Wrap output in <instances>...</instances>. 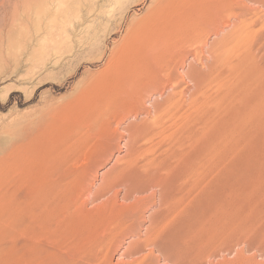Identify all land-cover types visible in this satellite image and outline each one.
<instances>
[{"label": "rangeland", "instance_id": "1", "mask_svg": "<svg viewBox=\"0 0 264 264\" xmlns=\"http://www.w3.org/2000/svg\"><path fill=\"white\" fill-rule=\"evenodd\" d=\"M162 1L168 26L196 39L143 53L139 27ZM237 27L252 38L233 48ZM263 76L264 0H0V264H48L26 252L37 234L57 247L50 264L90 247L95 264H264V115L254 110ZM172 95V111L195 120L200 107L195 124L212 118L220 140L206 161L194 142V168L172 177L174 189L127 198L116 182L135 171L184 169L173 135L182 119L141 136ZM235 157L239 180L214 182L217 163ZM52 174L64 184L60 206L39 213L47 229L22 234L29 218L16 224L15 201Z\"/></svg>", "mask_w": 264, "mask_h": 264}, {"label": "bare ground", "instance_id": "2", "mask_svg": "<svg viewBox=\"0 0 264 264\" xmlns=\"http://www.w3.org/2000/svg\"><path fill=\"white\" fill-rule=\"evenodd\" d=\"M252 1H255V0H252ZM165 6L166 5H163V1L160 2L158 4L157 8L154 9L152 14L149 16L148 21L144 22L143 25H141L139 27L138 33L140 32L141 34L145 35V40L140 45L143 53H144V51H147L148 49H151V50L158 49V44H160V43H163V45H166L168 47H171V46L173 47L175 45L177 46L179 43L184 45V44L192 41L193 39H196L195 37L191 36L190 34L185 35V33H184V28H185L184 26L185 25L178 26L176 29L174 28V30L170 26H168V24H170V23H168L167 19H169V18L167 17L166 22H165V19H164L165 14L163 16V11H164V9H166ZM240 27L239 28L237 27L238 29H235L234 38H233V43L234 42L235 43L232 46L233 48H235L236 46L239 47L243 44L244 45L248 44V41H250L252 38V35L250 34V32H248V31L245 32ZM195 31H197V29H195ZM173 42H174V45L172 44ZM246 54H247L246 56L248 59L247 58H246L247 60L245 59V63H247L249 58L252 57V59H253V54H252L250 49H248ZM167 59H168V57H164V58L161 57L160 61H162V60L164 61ZM155 60H156V58L153 59L151 62L147 61L146 64L147 65H148V63L153 64L154 62H156ZM249 62L250 61H248V63ZM245 67H246V65H245ZM142 70H140V71H142ZM150 74H151V77H155V74H156L155 70L153 72H151ZM200 80H202V79H200ZM206 81H207V79H206ZM150 83L151 82H147L145 84L144 90H147L148 88H150V87H148V84H150ZM197 83L200 84V86H201L202 84H205L206 82H199L198 81ZM260 83H261L262 87H264V76L260 78ZM196 101H197V99H196ZM259 101L261 103L263 102V104L262 105L259 104L258 107L254 110H255V112L259 113L258 116H262V115H264V95L259 98ZM177 102L178 101H176V99L172 95L164 103L159 104V105L157 104V106L155 105L156 106L154 109L155 110V117H156V118H154L155 119V122H154L155 125L150 127L147 131L144 130L146 132L141 133V136L147 135L149 133V131L153 132L155 128L159 129L160 127H162L164 119H166V117H168L171 120H174L173 124H176V120L182 119V125L180 126V129H176L173 132V135L176 133H180V135L182 136V137L179 136L180 140L178 142L180 144V146H179L180 151H179L178 155L180 156V161L183 162L182 167H184V169L182 170V172H180L178 174H176V168H178V166H176L175 169H172L171 171H167V172H163L162 169H160V166H155L151 169H146L142 172L141 171H135L130 176L131 178L129 177L126 179L118 180L116 182V185H120V186H123L125 188V193H126L127 198L130 197L132 194H137V193L139 194L140 192L147 190L148 187L162 188L165 185L170 184L169 187L171 189H174L175 181H173V180L170 181L172 179V177L175 176L174 179H177V178L180 179L181 174H186V173L188 174V173L192 172V169L194 168L193 167V162H194L193 161V154H194L193 145H194V142L196 140L202 142L201 143L202 146L199 148V150H201L200 154L203 153V155L200 156V160H204V161H206L205 158H206V156H208L207 155L208 153L207 154H205V153L210 151V145L213 142H216V144H217L216 140L218 138V134H215L213 137L210 136L211 130L209 128L210 127L209 125L212 122V118L211 119L205 118L203 121H201L200 124L196 125L195 120L197 119V116L200 115L199 112L201 111V113H202L203 110H201L200 107H197V109L200 111L197 112V110H196L197 115H196V118L194 120L192 118L193 116H191V114H189V115L188 114L187 115L186 114H179L178 111H172L174 106L177 104ZM214 102H216V101H214ZM261 119H262V117H261ZM151 125H153V124H151ZM209 136L211 139L209 138ZM207 160L211 161L210 159H207ZM233 160H231L228 165L226 164L222 168H221V164H220L221 162L217 163L219 168H218L217 173L212 177V179H214V182L222 181L223 180L222 178H226V179L228 178V180H234L235 182L239 180V172L240 171L237 170L238 169V167H237L238 160L236 157ZM143 168H141V169H143ZM145 168H148V167H145ZM57 180L53 179V174H52V178L50 180H47V185L44 184L45 182L37 183V182L30 181L27 183V186H26L27 190L23 194L22 198L18 202L15 201L16 206L13 208V211L12 210L11 211L16 214V217H15L16 224H17L16 219L18 218V216H20V219H24V218L28 219L29 218L28 225H27L28 227L21 229L22 234L25 233V231L29 233L32 228L33 229L39 228L41 230L48 228V226H46L47 223L44 220L43 215H39V213L43 212L45 214V213L49 212L51 208H58L60 206L59 199L63 195L61 191L64 189V187H63L64 184L62 183V181L60 182ZM179 183H180V181H179ZM217 183H219V182H217ZM220 187L226 188V186L222 185V184ZM215 192H217V194L214 197H212V199H215V200L220 199L221 192H218V191H215ZM92 196L96 200L99 199V194L97 192L95 194H93ZM73 197H75V196H73ZM77 199H78V197H77ZM228 207H231V206H228ZM64 212H65V209H64ZM63 216H64V214H63ZM64 219H67V217H65ZM64 219L60 218L59 222H65ZM21 222H22V220H21ZM20 223L18 225H20ZM23 224H24V222L22 223V225ZM24 225H26V224H24ZM18 234H19V232H18ZM34 237H35V240L27 243L28 247H26V249H27L26 252H28V254L30 256H31V254H32V256H40V258L44 259L45 261L48 262V264H50L49 258H51L53 255L56 254V251L54 249H56L57 247H53V249H51L50 247H52V246L49 244L50 238L45 237L44 235L42 236V235L37 234V235H34ZM159 238H161L160 234H156V237L154 239L150 240V243H148V244H151V245L158 244ZM187 243H188L187 240L183 238V239H180L179 243L175 241L174 245L177 246L178 251H184L183 249H184L185 245L186 246L189 245V243L188 244ZM54 244L57 246H60L58 242H55ZM156 247H158V245ZM158 248L160 249V247H158ZM89 250L90 251H88V254H87V252H85V254L88 255L85 259L84 258L81 259L80 256H77L74 254V255L68 256L62 264H95V261L97 259V253H95V250L92 247H90ZM130 254L132 255V253H130ZM105 258H106V256H105ZM20 261H22V260H20Z\"/></svg>", "mask_w": 264, "mask_h": 264}]
</instances>
